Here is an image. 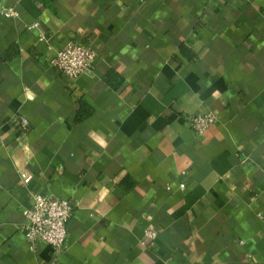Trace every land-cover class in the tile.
<instances>
[{"label": "crops", "instance_id": "1", "mask_svg": "<svg viewBox=\"0 0 264 264\" xmlns=\"http://www.w3.org/2000/svg\"><path fill=\"white\" fill-rule=\"evenodd\" d=\"M0 6V264H264V0ZM71 39L75 81L47 61ZM33 193L76 206L59 255L22 232Z\"/></svg>", "mask_w": 264, "mask_h": 264}, {"label": "built area", "instance_id": "2", "mask_svg": "<svg viewBox=\"0 0 264 264\" xmlns=\"http://www.w3.org/2000/svg\"><path fill=\"white\" fill-rule=\"evenodd\" d=\"M19 14L15 7L0 6V18L16 19ZM96 52L77 39H71L61 50L48 56L47 61L62 77L75 81L83 75H90L95 69ZM15 124L26 132L29 122L22 117L14 119ZM217 123L212 113L189 116L187 126L197 134H203ZM29 178H23V184L28 185ZM184 188V186H182ZM75 204L49 194H31V207L24 210V225L22 232L32 251H36L40 244L49 246L55 255L61 254L68 240L67 226L75 212ZM144 238L148 247L152 248L156 234L147 230Z\"/></svg>", "mask_w": 264, "mask_h": 264}, {"label": "trees", "instance_id": "3", "mask_svg": "<svg viewBox=\"0 0 264 264\" xmlns=\"http://www.w3.org/2000/svg\"><path fill=\"white\" fill-rule=\"evenodd\" d=\"M110 76H111V74H109V76L107 77V81H109ZM115 78H117V77H115Z\"/></svg>", "mask_w": 264, "mask_h": 264}]
</instances>
